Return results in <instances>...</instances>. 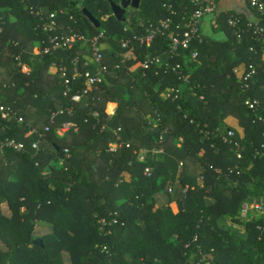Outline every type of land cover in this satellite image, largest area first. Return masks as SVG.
Returning <instances> with one entry per match:
<instances>
[{"label": "trees", "instance_id": "16d2710c", "mask_svg": "<svg viewBox=\"0 0 264 264\" xmlns=\"http://www.w3.org/2000/svg\"><path fill=\"white\" fill-rule=\"evenodd\" d=\"M120 1L0 0V106L15 115L0 116V238L5 246L0 247V264H62L63 251L71 264H259L254 257L264 259V214L250 211L244 218L242 207L264 197V121L258 118L264 117V67L245 94L233 70L255 62L250 47L259 43L247 33L239 44L238 29L229 24V18L239 17V27H246L250 16L219 14L214 33L221 39L207 35L172 58L166 36L151 47L137 42L121 47L134 31H126L127 22L113 15L111 4ZM165 4L177 14L171 15ZM194 8L189 0H142L139 17L146 23L171 17L176 24L182 11ZM61 9L64 31L75 29L89 38L106 35L109 72L79 103L64 95L61 73L49 71L55 63L71 73L76 57L80 70H86L88 46L34 53L36 43L45 48L48 36L40 16L31 12L48 15ZM261 19L264 26V15ZM137 25L134 20V30ZM193 51L199 52L196 61ZM146 56L160 57L162 64L144 69ZM19 61L30 74L22 72ZM177 64L187 80L167 71ZM84 86L77 79L72 92ZM169 86L182 89L175 102L162 95ZM247 96L258 102V112L245 105ZM111 102L118 104L113 116L107 113ZM229 117L238 119L239 129L223 124ZM68 121L78 131L59 136L55 128ZM32 128L43 134L42 150L35 156L32 144L39 138ZM226 128L236 133L231 142L223 139ZM6 139L23 143L26 151L6 146ZM158 193L176 199L179 212L156 209ZM2 200L11 216L1 209ZM222 219L241 231L222 226ZM38 221L53 226L42 245L35 243Z\"/></svg>", "mask_w": 264, "mask_h": 264}, {"label": "built area", "instance_id": "2783aa9c", "mask_svg": "<svg viewBox=\"0 0 264 264\" xmlns=\"http://www.w3.org/2000/svg\"><path fill=\"white\" fill-rule=\"evenodd\" d=\"M189 1L195 6L194 10L189 11L186 9L185 11H182L181 19L179 23L176 24L173 22L171 17L160 19L157 22L146 23L143 18L139 17V14L141 13L140 6L142 0H140L139 8H134L131 6L130 11L128 9L126 11L128 16L126 15L125 18V21L127 22L125 30L134 31V34L132 38L128 37L126 39H122L120 42L121 47L123 49H128L135 42L139 43L141 46L151 47L158 37L166 36L170 40L168 54L174 58L180 54L181 49H189L193 42L198 41L203 43L205 39V35L202 32L204 20L208 17H211L213 19L212 25L214 28H217L218 26L216 19L219 15V13H217L219 0ZM247 2L249 6L257 12V15L254 19H250V21L246 24V27H239V24L241 23V19L239 17L229 18V24L232 27H237L238 29L236 31V36L238 38L239 44L242 43L244 35L247 33H252L253 41L259 43L258 47L256 44L250 47V52L255 55V62L249 63L248 65L243 63L235 67L233 70L234 75H236V77L241 82L243 92H245V94L249 93L251 89V82L256 80L260 71L262 70V67H264V26L261 24V17L264 15V0H247ZM164 7L171 15L177 14L172 5L165 4ZM31 13L35 17L40 16L41 20L43 21L42 29L45 33H47L48 36L47 44L43 50L41 49V52L47 54L62 50L65 51L78 44L88 45L90 47L91 54L87 57V61L84 62V67H88L86 70H80V62L78 57L73 59L72 74L69 73L68 67L66 66H61L59 68L63 79L64 95L70 96L71 100L75 103H79L83 99L88 100L91 91L99 88L100 84L105 81L106 75L109 72V65L104 64L105 57L103 53L104 49L106 48V42L104 41V39H106V35L101 32L98 35L89 38L85 33L79 32L75 29H69L68 32L64 31L63 26H61L58 21L59 17L65 14L63 9L51 12L48 15H44L41 11H32ZM134 20H136L138 24L135 30L133 29ZM139 31L142 33H139ZM198 58L199 52L193 51L191 54V60L196 61ZM161 64L162 61L160 57L146 56L141 65L144 69H149L152 66H158ZM19 66L23 68L25 73H30L29 68L22 65V63H19ZM92 66H94V68H92ZM116 67L118 68V66ZM167 71L178 75L180 80L186 79V76L183 74L181 64L174 66L168 65ZM77 79H83L85 86L82 90H76L75 92H72V90H75L74 82L77 81ZM181 94L182 89L177 86H169L162 93L165 99L171 100L173 102L180 99ZM245 105H247L250 110L258 112V102L252 100L250 96H247ZM66 111L72 114L73 110L71 108H67ZM0 116L4 120L15 117L10 109L7 110L4 106L0 108ZM55 116L56 114L51 117L52 124H55L56 122ZM258 118L260 121H264L263 115L258 114ZM19 122H23V118H19ZM55 129L56 133L62 137L70 130L77 132L79 127L75 123L68 121L57 126ZM45 130L47 132L50 131L51 126H46ZM224 130L227 132V136L224 135L223 137L224 141L231 142V139L236 135L235 131L229 128ZM32 131L33 133H36L39 138L32 144V149L35 156L42 150L41 139L43 138V134L38 132L37 129L32 128ZM5 145L19 152L26 151L24 144L16 141L15 139H6ZM116 146L117 144L111 145V150L115 151ZM262 146L264 148V144H262ZM65 154L67 158H70L71 154L68 149H65ZM237 154L238 158L242 157V154L239 150L237 151ZM141 160L144 161V157H142ZM148 172L149 169L146 170V173ZM45 174L46 172L44 171L43 175ZM169 191L172 192V189ZM250 211L258 214H264V197L260 199H253L252 202L248 201L244 203L242 207V217L247 218ZM206 264L210 263L206 262Z\"/></svg>", "mask_w": 264, "mask_h": 264}, {"label": "crops", "instance_id": "0c3cea01", "mask_svg": "<svg viewBox=\"0 0 264 264\" xmlns=\"http://www.w3.org/2000/svg\"><path fill=\"white\" fill-rule=\"evenodd\" d=\"M228 11H237L239 13H246V14H248L250 16V19L251 20L254 19L256 17V15H257V12H255L249 6L247 0H219L218 7H217V13L221 14L223 12H228ZM61 17H63V16H61ZM61 17H59L58 21H59V24L61 26H63V29H64L65 28V24H63V22L60 20ZM212 20L213 19L211 17H208V18H206L204 20L203 25H202L203 33H204L205 36L212 35L214 37H217L218 39H221L222 34H218L217 35V34L214 33V26L212 25ZM86 46H88V45H86ZM87 49H88L87 50L88 53H86L84 55V58H85L84 62L87 61V57L91 54V50H90V47L89 46L87 47ZM38 50H39V53H40L41 52L40 46H39ZM35 51H37V50H35V48H34V53H35ZM35 54H37V53H35ZM19 63H22V62L19 61L18 64H17V66L19 68H21V70H22L23 73H25L23 71V68L19 66ZM22 65H24V64L22 63ZM54 65H56V64L53 63L51 65V68H50L51 70L49 71L53 75L56 74L55 73L56 70H58V72H60L59 71V68L61 67V66H57V65L54 66ZM24 66H26V65H24ZM26 67H28V66H26ZM83 67H84V64H83ZM59 78L61 79V82L63 84V79H62L61 74H60ZM110 105H114L113 106L114 108L111 111V113H108V111H107V113L110 116H113L115 114L116 110H117L118 104L115 103V102H111V103L108 104V106L110 107ZM108 106H107V108H108ZM69 108L72 109V107H69ZM54 114H56V113H54ZM23 122H24V120H23ZM223 124L225 126H227V127H234V128H237V129L240 128L238 119H236L234 117L227 118ZM115 144H116L115 142H112V143H110V146L111 145H115ZM189 169H190L191 173H194L195 172V169L193 171H192L191 168H189ZM127 178H128V176H127ZM169 188H172L173 189V185L168 186V189ZM177 189L180 192V191L183 190V187L181 185H177ZM155 199H156V202H155V208L156 209H159L161 207H170L174 213H178L179 212V204H178L177 200L176 199L170 200V197L168 196V194L158 193V194L155 195ZM149 202H151V201H149ZM1 207H2L1 209L3 210L4 214H6L7 216H11V214H12L11 212L12 211H11V209H10V207L8 205V202L6 200H2ZM221 225L224 226V227H228V228L230 227L232 229H237V230L241 231V228L239 226L235 225L234 223H232L230 220H224V219H222L221 220ZM52 233H53V226H52V224L50 222H47V221H38L37 222V224L35 226V235H36V239L35 240H41L42 241L41 238L48 237ZM0 247L1 248H4L5 247L4 244H3V240L1 238H0ZM61 259H62V264H71L70 255H69L68 252L63 251L61 253Z\"/></svg>", "mask_w": 264, "mask_h": 264}, {"label": "water", "instance_id": "95a60500", "mask_svg": "<svg viewBox=\"0 0 264 264\" xmlns=\"http://www.w3.org/2000/svg\"><path fill=\"white\" fill-rule=\"evenodd\" d=\"M112 11L113 15L121 22L125 21V13L128 8L131 6L134 8H139L140 6V0H121L120 4L112 2ZM86 17L89 19V21L94 24L97 28H100V22L87 10L84 11ZM253 199H250V202H252ZM36 244L42 245L41 240H35Z\"/></svg>", "mask_w": 264, "mask_h": 264}, {"label": "rangeland", "instance_id": "374dc122", "mask_svg": "<svg viewBox=\"0 0 264 264\" xmlns=\"http://www.w3.org/2000/svg\"><path fill=\"white\" fill-rule=\"evenodd\" d=\"M120 1V0H119ZM118 4H120V2L118 3ZM128 10L130 11V8H128ZM10 19L12 20V21H14L15 20V17L14 16H10ZM34 48H35V50H37V51H35V53H39V50H38V48H39V43H36L35 44V46H34ZM114 105H110V107L108 106V108H107V111H108V113H111V111L113 110V107ZM2 106H0V108H1ZM5 107V106H4ZM47 174V173H46ZM45 174V175H46ZM258 257V258H257ZM260 257H262L261 255H257V256H255L254 257V259L256 260V258L260 261V263L259 264H264V259H262V258H260Z\"/></svg>", "mask_w": 264, "mask_h": 264}]
</instances>
